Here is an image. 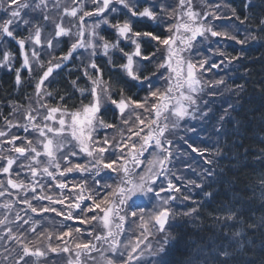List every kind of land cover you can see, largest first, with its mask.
<instances>
[{
	"label": "snow or ice",
	"instance_id": "6c2138e0",
	"mask_svg": "<svg viewBox=\"0 0 264 264\" xmlns=\"http://www.w3.org/2000/svg\"><path fill=\"white\" fill-rule=\"evenodd\" d=\"M201 2L206 8L203 13L194 9L193 0H179L177 9L167 12L168 19L174 22L165 24L168 33L166 36L151 31H134L131 18H148L153 21L158 18L157 12L153 10L154 5L152 7L145 6L141 9L137 0H92V3L97 5L94 11H85L84 0H80L79 7L65 8L64 14L74 18L78 17L79 20L75 42L71 44L66 54L60 57L53 55L47 62L40 59V53L33 47L31 57L42 70V74L35 85V103L38 107H29L24 111V123L22 124L19 122L13 124L5 118L8 129L16 127L25 133L30 131L36 133L34 139L24 137L22 142L26 146L16 145V141L21 140L18 135H12L10 139L0 141V144L11 145L10 151L18 153L20 157H25L29 161L24 167L28 168L32 177L30 186L25 185L23 181L13 179L11 173L16 158L0 157V159L6 160V166L0 167V173L8 176L7 185L13 189L25 191V198L22 203L27 205V209L32 213L41 215L52 212L63 217L64 220L77 221L81 225H89L93 222L101 225L103 232L94 235L93 239L97 243L107 246L105 252L110 253V255L101 252L104 264H160V261L155 258L165 251L170 240L173 239L166 231L169 218L173 215L168 205L176 199L175 195L171 193L179 192L180 189L173 183L171 176L174 173H171V169L168 167L173 156L171 151L173 141L168 138V134L177 129L180 122L186 118L195 119L197 112H200L202 117L207 116V112L200 111L197 102L199 93L203 90L205 83H208L210 87L223 84V80L206 82L202 79L204 72L218 68L219 65L212 63L209 67H205L208 60L201 56V51L196 46L198 38H207V35L210 34L212 37L235 40L239 44L246 43L248 39L255 40L257 38L255 35H250L244 40H238L236 35L230 34L228 31L217 30L209 21V17L211 16L212 20L221 19L220 9L222 6L220 4L208 5L206 0H201ZM113 4H118L122 9H126L129 19L117 20L113 24L104 15L106 11H117L115 7H110ZM55 6H59V0H56ZM46 7L47 0H38L34 4L31 0H25L24 3H19V0H0V10H3L7 15V19L0 21V37L16 40L23 55L22 67L29 71L32 70V63L28 52L25 51V44L27 41L33 45H42V29L39 24H34L30 19H25L22 10L32 9V11H36ZM81 12L82 15L78 16V13ZM94 14L99 17V20L91 26H86L85 17ZM229 18H235L241 24L249 19L247 16L242 19L237 15L234 8L231 9V17ZM43 19L48 21L50 17L45 13ZM21 22L29 28V36L26 38H18L15 35V27L19 26ZM101 23L114 28L118 37L130 40L131 44L135 46L134 50L127 52L123 48H119V39L116 42H110L100 35L96 29L100 27ZM260 24L264 26V19H261ZM32 28H35L34 33ZM86 31L88 33L87 39H85ZM71 35V29L64 27L62 23H56L54 37L46 41L47 48H53L54 39L59 43L58 38ZM141 37L147 38L149 42H155L156 51L145 54L141 48ZM117 48L126 60L118 67L131 80L138 82L141 86H146L148 89L147 95L141 100L126 96L123 88L119 89L120 98H113L112 83L104 79L101 68L93 59L98 50L102 55L109 56L110 50ZM161 48L163 49V57L157 62L156 54ZM78 49L90 50L89 62L85 66L84 75L90 81L91 86L90 88H79L75 80L72 83L74 87L78 88L82 96L90 95L91 100L87 104L81 102L80 108L76 110H70L63 104L65 97L60 96L61 103L57 106H50L45 97H52L53 92L45 88V81L48 80L54 70L60 69L63 63L68 61L73 52ZM220 54L223 55V53ZM10 57V53L4 52L0 66H8L11 70ZM134 57H139L140 61H135ZM229 59H236V57ZM144 62L154 64L155 71L145 74L147 65ZM109 63H112L111 58H109ZM88 69H91L92 72H89ZM157 73H160L159 79L165 82L163 88L156 87L152 80V77L156 76ZM20 83V69H16V84L19 85ZM105 102L114 105L115 109L118 110L120 122L124 125L123 128H117L116 124L110 123L104 118ZM232 107L229 105L224 110L225 114L220 117L221 121L226 119L229 109ZM41 109L44 110L43 115H41ZM137 110H141V112H137ZM14 111H19V108L14 109ZM126 111L129 112L127 117L125 116ZM142 113H147V115H142ZM107 129H117L119 139L115 135L110 138L105 131ZM219 130L217 129V131ZM100 131H105L102 138L98 136ZM7 136V131L0 130V137ZM189 147L192 148L193 152H199L201 155L207 151L192 145ZM146 152L149 153L150 159L145 158ZM80 153L86 154L90 159L86 163L73 164L71 158ZM106 153L108 154L107 157ZM117 153L119 155H116ZM111 156H116V158L111 159ZM41 157L45 159L41 160ZM61 160L64 162V167H61ZM205 163L212 164L213 161L206 160ZM106 169L116 173L119 177L118 182L114 185L102 183L104 179L102 173ZM73 171L88 173L92 177L94 188L89 189L85 181L73 185V188H77L79 191L71 198L68 196L53 198V196L45 194L33 195L32 197V200L36 201L47 200L50 205H63L62 209L58 210L51 206L37 207L33 205L32 200L27 198V191H31L33 194L37 192L38 188L40 193L45 191V186L40 183L37 177L47 175L52 180H56L57 174L65 176ZM213 174L212 170L206 171L208 176ZM16 175L18 177L19 173ZM177 179L180 178L177 177ZM157 181L161 182L158 184ZM164 182L167 184L166 188L163 186ZM56 187L63 190L68 185L59 182ZM196 187H200V185H196ZM0 189H3L0 190V196H4L6 189L3 182H0ZM165 192L169 193L167 197L161 195ZM149 194L158 201V204L150 214H147L145 207L141 206V200ZM184 199L187 200L189 197L185 196ZM85 201L90 203L85 204ZM2 207L10 210L12 205L5 203ZM77 210L78 215H73V212ZM188 214L185 213V215ZM216 219L221 221L222 226L226 228L230 226L229 222L237 221V213L229 212ZM16 220H23V224H31L27 231L36 232L37 222L23 219L19 213L16 215ZM7 221L8 217L5 215L3 219H0V226H6ZM126 224L128 225L127 229L125 228ZM93 230H88V235H93ZM137 230L138 235L136 234ZM44 231L48 233V239H51L52 233L48 232V229ZM126 231L131 232L132 237L123 240L122 237ZM81 232L80 227H67L66 231L57 236V239L62 240L63 237L67 236L77 241L75 243L77 249L75 264H81L82 253L90 254L93 251H100L97 243L81 241L79 239ZM74 234L76 235L74 236ZM23 235L24 233L15 235L10 227L6 228L5 236L7 239L14 240L22 246V255L16 264H20L21 261L23 264H29V261L25 259L26 257L41 258L47 255L39 247L34 250L30 248V242L25 243L21 239ZM158 236L160 238L154 247L151 239ZM241 238L242 233L239 231L234 232L231 237L235 244H239ZM48 248L52 252L57 251V248L52 247L51 244L48 245ZM60 250L69 252L70 248L65 246ZM218 255L227 260L230 253L227 248H223L218 252ZM69 264H73V262L69 261Z\"/></svg>",
	"mask_w": 264,
	"mask_h": 264
},
{
	"label": "trees",
	"instance_id": "16d2710c",
	"mask_svg": "<svg viewBox=\"0 0 264 264\" xmlns=\"http://www.w3.org/2000/svg\"><path fill=\"white\" fill-rule=\"evenodd\" d=\"M168 1L170 0L166 2ZM140 6L142 8L145 5L142 3ZM227 8L230 12L229 17L231 9L234 8L242 19L245 16L249 18L243 24L234 18V22L247 33V36L235 34L237 39L244 40L250 35L257 38L248 39L244 44L236 42L227 46L225 50L227 61L234 67L232 74L235 75L227 80L226 88L218 89L222 96L220 100L229 101L233 106L226 119L220 120L223 112L212 111L215 114L206 123V138L202 134H198L199 138L191 137L189 133L188 136L178 135L176 138L173 134L168 136L173 141L171 169L174 167L173 158L176 155L174 146L178 138L180 142L186 144L188 142L198 149L207 151L204 155L198 152L191 157V168L198 170L190 179V182L194 183L187 184L188 188L179 184V192L183 191L179 197L181 201H186L183 204L184 217L179 220L172 233L174 242L165 255L163 264H264V26L260 24L261 19H264V0H250V3L249 0H228ZM155 11L157 15H161L159 8H155ZM126 19H129V14L125 12H122L121 16L109 17L113 24L117 20ZM132 25L134 31H151L161 36L167 35L165 24L155 25L148 19H136L132 21ZM97 32L110 42L117 41L114 31L110 28H103ZM20 33L22 34L17 35L18 38H26L29 29ZM140 42L145 54L156 51L155 42H149L144 37L140 38ZM59 47L60 52L55 55L56 57L69 51L67 39H64ZM8 49L14 64L11 71L0 67V127L10 111L4 106L8 102L26 104L27 99L35 93L38 80V77L31 76L22 69L23 58L19 45L11 41ZM125 51L131 52L129 48ZM231 57L236 59H229ZM111 60L112 63H109V59L99 57L95 62L101 68L104 79L112 83L113 98L119 99V89L123 88L126 96L135 100L143 99L147 95V87L131 80L118 67L125 62L124 58L116 55ZM144 63L147 65L145 74L155 70L154 64ZM85 66V63L80 64L73 58L71 62L65 61L60 69L53 71L45 85L47 90L53 92L50 106L60 104V96L65 97L63 104L70 110H76L80 108L81 102L87 104L91 100L90 95L82 96L72 83L75 80L79 88H90V81L84 75ZM16 69H20L19 85L16 84ZM220 100L215 103L219 104ZM207 102L209 101L203 100L200 108L209 109ZM215 103L208 104L211 106L210 109L217 107ZM105 109L104 118L120 128L119 112L111 106ZM206 117L208 116L202 118ZM112 130L117 135V129L108 131ZM101 136L102 133L99 137ZM200 138L203 141L199 140ZM205 139L210 140V143L204 141ZM206 160H212L213 163L207 164ZM207 170H212L214 174L206 175ZM105 172L104 177L108 180L112 173ZM172 180L176 185L177 179ZM185 196L189 199L185 200ZM229 212L237 213V221L229 222L230 226L225 228L216 218L223 217ZM41 220L48 224L45 218L42 217ZM49 221L56 223V218L49 217ZM236 231L242 233L239 244L233 243L231 239ZM52 241L55 242L54 238ZM223 248L229 250L227 260L218 255Z\"/></svg>",
	"mask_w": 264,
	"mask_h": 264
},
{
	"label": "rangeland",
	"instance_id": "374dc122",
	"mask_svg": "<svg viewBox=\"0 0 264 264\" xmlns=\"http://www.w3.org/2000/svg\"><path fill=\"white\" fill-rule=\"evenodd\" d=\"M166 1L167 0H152V1L148 0V4L150 6L151 4H153L154 6L159 5L160 7L161 6L160 3H162L163 8L162 7L159 8L161 11V15H157V16L160 20L163 21L164 24L174 22L173 20L168 19L167 12L171 11L172 9H177V5L179 2V0H170L168 2ZM24 2L25 0H19V3H24ZM31 2L34 4V3H37L38 0H31ZM206 2L208 5L220 4L222 6L220 9V13L222 14L221 19L212 20L211 16L209 17V21H211L212 25L217 30L228 31L230 34H234V35L235 34L245 35L244 33H242L243 31H241L242 30L241 26H238L234 22H228V21H234L235 19L229 18V10L227 8L226 0H206ZM79 4H80V0H75V2L74 0H59V6L57 7L55 6L56 0H47L46 8H42L36 11H32V9L22 10V15L24 16L25 19H30L34 24H39L42 29V32H41L42 45H33L32 43L27 42V41L25 44V51L28 52L30 62L32 63V70L29 71L27 68L25 69L29 71V74L31 76L35 75V77H38L39 79L40 75L42 74V70L36 65L35 60L31 57V51L33 47H35V49L40 53V59L44 62H47L51 58V56L53 55L55 56L58 52H60L59 51L60 47H58L59 43H57L55 39L53 40L52 49H48L46 45V41L48 39H52L55 35V24L56 23H62L66 28L71 29L72 35L66 36L69 49L71 47V44L75 42L76 40L75 34L78 31L79 20H78V17L74 18V17H70L64 14V9L65 8L71 9L73 7H79ZM111 6L113 7V5H110V7ZM96 7L97 5L93 4L92 0H84V10L90 9V10H85V11H94ZM193 7L195 10L200 11L201 13H203L206 10L201 0H193ZM121 10H124L123 12L127 13L126 9H120L117 12H122ZM45 13L50 17L48 21H45L43 19V14ZM110 13L111 12L106 11L104 15L109 18ZM79 15H82V12L78 13V16ZM4 19H7V15L3 10H0V21ZM97 20H99V17L94 14L92 16L85 17L84 22L86 26H91L95 24ZM131 20L133 21L134 19L131 18ZM25 27H28V26L23 25V23L21 22L19 26L15 27V35L17 36L19 34H22L20 33L22 32L21 29ZM34 31H35V28H32L33 33ZM96 31H98V29H96ZM87 38H88V33L86 31L85 39ZM10 39L11 38L0 37V60H2V56L4 52H8L11 54V52L8 49V44L10 42L9 41ZM118 39L120 42L124 41L125 44H131L130 40L124 39L122 37H118ZM235 43H236L235 40H230V39H226L223 37H212L210 34L207 35V38H199L196 46L197 48L200 49L201 56L204 58H207L208 60V64H206L205 67L206 68L209 67V65H211L212 63H216L219 65L218 68H212L210 71L204 72L202 75V79L206 82H214L217 80H223V84L214 85L210 87L208 86V83H205L203 90L199 93L200 95L202 94L203 97L207 101H209L206 103L209 109H201L200 108L201 104L200 103L198 104L200 111L207 112L208 117L202 118V116L200 115V112H197L195 119L186 118L185 120L181 121L180 126L177 129L170 132L168 136L170 134H173L174 138H176L178 137V135L188 136L187 134L189 133L191 137L199 138L198 134H202L206 138V127H207L206 123H208V119H211L212 115L215 114L212 111L215 110L221 113L223 112L222 115L225 114L224 110L228 108V106L230 105V102L220 100L222 96H220L221 94L219 93L218 89L226 88L227 80L230 77L235 76L234 74H232L234 67L231 62L227 61L226 54H225V50L227 46L233 45ZM134 47L135 46L132 44V47H131L132 51L134 50ZM118 52H119V48L113 49V50H110L109 55L118 53ZM220 53H223V55H221ZM73 55H77L76 60L80 64L85 63V65H87L89 62L90 50L86 51L84 49H78L77 51L73 52L72 56ZM97 55H102V53L98 50ZM95 57H93V59H95ZM162 57H163V49L161 48V50L157 52L155 59L157 62H159L162 59ZM134 60L140 61V58L134 57ZM70 62H71V58H70ZM13 64H14L13 58L10 57L11 68ZM2 67L10 70L8 66H2ZM88 71L92 72L91 69H88ZM159 75L160 73H157L156 76L152 77V80L155 82L156 87L163 88L165 86V82L159 79ZM89 85L91 86L90 83ZM216 96L218 97L217 99L215 98ZM35 100H36V94L34 93L32 96H30L27 99V103L24 105L13 103V102L12 103L8 102L4 106V107L7 106L10 110L7 120L11 121L13 124L17 122L21 124L24 123V119H23L24 111L28 109L29 107H32V108L38 107V105L35 103ZM45 100L47 101L49 105H51L50 97H45ZM218 100H220V103L219 104L215 103V101H218ZM214 103L217 105V107L210 109L211 106H209L208 104H214ZM107 106L115 107L114 105H111L109 102H105L104 108ZM17 108H19V111H14V109H17ZM40 111H41V115H43L44 110L41 109ZM137 112H141V110H137ZM33 114L35 115L36 113H33ZM128 115H129V112L126 111L125 116L127 117ZM142 115H147V113H142ZM133 121H134V117H133ZM119 124H120L119 126L120 128L124 127V125L120 122V118H119ZM0 130H4L8 132V136L0 137V141L10 139L12 135L20 136L21 140L16 141L17 146H26V144L22 142L24 137H27L28 139H34V137L36 136V133L34 132L30 131L28 133H25L23 132L22 129H18L16 127H12L11 129H8L5 119L3 121L2 126L0 127ZM112 131H106L110 138L113 135H115V132L114 131L112 132ZM99 133H102V136H101L102 138L105 134V131L98 132V136H100ZM116 134H117L115 135L116 138L119 139L118 130H116ZM199 140H202V138H200ZM204 141H207L210 143V140L205 139ZM189 145L190 144L188 142L187 144L184 142H180L178 138V141H176L175 146H174V152L176 154L173 158L174 167H172V169L171 167L169 168L171 169V173H174L172 178H175V180L177 179V177L180 178V179H177V182H176V185H178V188H179V184H182L183 186H186L188 188L187 184L190 183V179L192 178L194 173L198 171V170H193L195 168H191V165H192L191 157H193L194 153H198V152H193L192 148L189 147ZM10 148H11V145L7 143L0 144V157H9V156L15 157L16 163L13 165V168H12V173H11L12 178L17 179L18 181H23L25 185L30 186L32 182L31 173L27 167H24V165H27L29 163V161L25 157H20L18 153H15L14 151H10L9 150ZM116 155H119V153H117ZM107 156L108 154L106 153V157ZM146 156L147 155H145V158H147ZM110 158L115 159L116 156H111ZM44 159H45L44 157H41V160H44ZM89 159L90 158L87 157V155L83 153H80L78 156L71 158L73 164L86 163ZM182 159H183V162H182ZM3 166H6V160L0 159V167H3ZM64 166H65L64 162L63 160H61V167H64ZM129 167H131V164H129ZM104 171H106L105 172L106 174L112 173L110 170H107V169ZM17 173H19L18 177L16 175ZM106 178L107 177H104V179L102 180V183L106 182L108 184H113V185L116 182H118V179H119L116 173H112L111 178H109L108 180ZM7 179H8L7 175L0 173V182L4 183V187L6 189L5 195L0 196V219H3L5 215L8 217L6 226H0V237H4V238H0V264H3L2 258H5V257H7L6 264H16V261L22 255V246L18 245L14 240L7 239V237L5 236L6 228H9V227L12 229V232L15 235H20L21 233H24V235L21 236V239L24 240L25 243L30 242L29 247L32 248L33 250L36 247H39L43 251L47 250L48 256L41 257L43 259L42 262L39 261L38 260L39 258H36V257H26L25 259L29 261V264H69V261H72L73 264H75V258H76V252H77V249L75 248V243L77 241L73 239L72 237H67V236L63 237L62 240L57 239L58 235H60L62 232L67 230V227H73V228L80 227L82 232L79 236V239L81 241L83 242L92 241L93 243H97L93 239V237L94 235L103 232V228L101 225L96 224V222H93L92 224H89V225H81L77 221L64 220L63 217L57 216L55 213H52V212L45 213V215L53 214L54 218H56V223H52L51 221H49L50 216L43 217L45 218V222H48V224L43 223L41 219L36 220L37 217L35 218V216L37 214L32 213L30 210L27 209V205L22 203V200L25 198V191L11 188L10 186L7 185ZM37 179H39L40 183H42L45 186V191L44 193H40L39 188L37 189V192L35 194H33L31 191H27V198L29 200H32L33 195H40V194L51 195L53 196V198H62L63 196H68L71 198L72 196L75 195L77 191H79V189L73 188V185L80 184L85 181L87 182V187L89 189L94 188V185L92 183V177L88 173H81L79 171H73L72 173H67L65 176H60L57 174L56 180H52L47 175H44L42 177H37ZM59 182L66 183L68 187L63 190L59 189L58 187H56V184ZM160 182L161 181H157L158 184ZM163 186L165 188L167 187L166 182H164ZM0 190H3V189H0ZM180 193H183V191L176 192L175 194L174 192L171 193L172 195H175L176 199L174 201H171L170 204L168 205V207H170V209L172 210L173 215L170 216V219L166 226V231L172 237H173L172 233L174 229L178 226L179 220L184 217L183 208L185 207H183V204L186 201H181L179 197ZM85 195H87V192H85ZM161 195L164 197H167L169 193L165 192V193H161ZM5 203H10L12 205L10 210L2 207ZM32 203L34 206H37V207L51 206V207L57 208L58 210L64 207L63 205H60V204L50 205L49 201L47 200H42V201L32 200ZM87 203H90V202L85 201V204ZM65 204H67V201H65ZM157 204H158V201L152 198L151 194L143 197L141 200V206L145 207L147 214H150L155 209ZM17 213H19V215L23 217V219H30L33 222H37L36 232L33 233L31 231H27L30 228L31 224H23V220L17 221L16 220ZM73 215H78V210L74 211ZM88 215H91V213H88ZM42 216H44L43 213H42ZM21 225L23 226L21 227ZM133 227L135 228V226ZM125 228L126 229L128 228L127 224L125 225ZM45 229H48V232L52 233L51 238L54 237V240H55L54 244L50 243L51 240L48 239V233L44 231ZM92 229H94L93 235L90 236L88 235V230H92ZM136 234L137 235L139 234L138 230ZM75 235L76 234H74V236ZM130 237H132V233L126 231L122 239L127 240ZM159 238H160L159 236L156 237L155 239L150 238L154 247L156 246L157 240ZM173 240L174 239L170 240L165 251L159 254L155 258L156 260L160 261V264L164 263L165 255H167L170 247H172ZM49 244H51L52 247H56L57 251L56 252L50 251V249L48 248ZM65 246L70 248L69 252H63L60 250ZM97 247L100 249V251H93L90 254L88 253L81 254V257H80L81 264H104V259L101 256V252H105V249L107 246L97 243ZM105 255H110V253L105 252ZM34 258L38 260V263L34 261ZM20 264H23V261H21Z\"/></svg>",
	"mask_w": 264,
	"mask_h": 264
}]
</instances>
